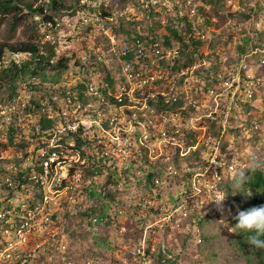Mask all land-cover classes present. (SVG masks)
Segmentation results:
<instances>
[{
	"label": "built area",
	"instance_id": "2783aa9c",
	"mask_svg": "<svg viewBox=\"0 0 264 264\" xmlns=\"http://www.w3.org/2000/svg\"><path fill=\"white\" fill-rule=\"evenodd\" d=\"M258 1L263 8L257 16L259 23H264V0ZM226 2L231 5V0ZM195 7L191 5L189 12L193 13ZM251 7L254 8L253 4ZM198 34L201 38L206 36L205 33ZM92 51L96 54V50ZM104 53L96 56L97 62L104 63L107 68V62L115 60L118 67V72L109 75L112 88H109L104 73H96L90 68L76 69L74 75L66 77L62 83L48 85L54 92H51L48 106L46 103L45 115L56 119V127L46 135H39L35 127V137L31 138L28 137L31 125L21 127L34 145L19 163L20 169L26 166L31 169L28 180L34 186L33 195L7 199L2 187L12 185L11 176L18 173L19 168L13 163H2L9 156L0 152V169L3 165L5 170L0 177V264H16L17 261L24 264L32 256L26 247L33 244L32 249L38 251L47 243L37 240L52 228V217L61 212V203L78 202L74 191L80 186L82 174L77 170L70 171L72 164L80 161L72 148L75 136L91 143L103 163L112 159L116 166L115 181L123 191V200L105 201L104 213L91 216L82 225L93 238L106 228L113 230L116 240L118 236L127 243L122 248V257L113 264L173 262L174 254L168 249L171 232L205 204L226 212L219 190L221 176L231 174L237 165H241L240 157L249 147L250 131H257L264 138V127L252 120L251 127L242 131V153L227 154L219 151L221 137L214 142L209 126L210 122H216L220 126L219 135L223 136L230 116L237 118L235 111L239 103L261 87L262 79L254 75L257 69L254 66L251 69L248 59L260 54L255 65L264 68V39L260 46L240 56L234 68L212 74L214 87L206 86L203 77L196 74L198 67L209 64L206 59L174 73L161 72L157 62L166 59L172 64L175 55L161 49L158 42L145 49L136 39L130 44L122 42L116 49H106ZM128 53L132 55L129 60L123 58ZM10 57L18 63L22 54L12 53ZM136 61L137 68L134 67ZM85 63L90 62L86 59ZM180 81L182 85H179ZM157 82L162 86L152 88ZM81 84L82 88L79 87ZM102 87L108 88V94L117 102L122 97L126 101L114 106L103 96ZM21 97L26 98V95L6 96L5 100H0V130H5L14 116L19 120L30 118V114L24 112L28 102ZM157 102L162 106L159 111L155 109ZM176 103H179L178 107L171 110ZM165 107L169 112H165ZM250 114L248 111L247 115ZM18 124L20 126V122ZM236 124L241 126L239 120ZM197 150V159L183 163V159ZM151 172L155 174L147 187L145 176ZM174 180H180V184L167 196ZM147 188L152 189L153 194L161 191L162 200L148 194ZM127 208L145 218L137 236H134L135 227L131 223H118L119 218L126 216ZM193 233L197 242L199 230L196 226ZM114 241L111 244L116 245ZM53 250L62 252L61 245L45 248V252ZM103 257L97 250L88 249L82 262L71 256L61 258L63 264H102Z\"/></svg>",
	"mask_w": 264,
	"mask_h": 264
},
{
	"label": "trees",
	"instance_id": "16d2710c",
	"mask_svg": "<svg viewBox=\"0 0 264 264\" xmlns=\"http://www.w3.org/2000/svg\"><path fill=\"white\" fill-rule=\"evenodd\" d=\"M171 1L173 10H168L161 4V0H0V27L4 26L0 31V92L7 90L9 97L18 95L23 90L36 94H30L28 107L24 110L25 113L30 114L33 121L28 137H35V127H37L39 135H46L52 131L53 127H56V119L48 118L45 111L46 103L48 106L50 102L51 92H54L48 85H57L59 79L62 83L64 80L61 78L62 74L70 69L90 68L96 73H104L105 80H108L112 73L111 69L107 71V68L98 64L96 60L101 49H95L96 54L91 52L89 55L88 52L93 49L85 47L84 43L81 49L87 52V57H77L75 53L67 54L65 51L61 55L58 54L61 42L56 37L50 38V35L55 34L56 24L64 17L73 18L81 14L87 18L94 15L99 19L97 22L103 28L109 29L115 35L123 36L124 41L129 44L138 39L145 49H150L153 43L158 42L161 49L171 51L175 55L172 64L168 63L169 60L166 59L157 62L160 66L158 69L163 73L167 71L174 73L179 68L200 64L206 59L209 64L198 67L196 74L203 77L206 86L211 87L215 86L211 79L212 74L234 68L242 54L260 46L264 39V29L258 30L257 33L255 31L256 35L251 38L244 28V23L262 10L263 5L258 0H240L242 5L243 2L247 4L252 2L254 8L245 5L243 9L236 11H230L226 0ZM193 1H198L201 5L196 6L195 11L190 13L189 9ZM129 6H133L134 12L131 16L129 14V20H125ZM183 7L186 10L182 9ZM205 7H208L212 12L211 17L207 14L209 11H205ZM137 14L142 15L145 23V28L141 29L142 31L136 29L139 24L135 20ZM218 16L229 17L234 21L219 29L218 32L214 30V33L209 37L201 38V34L195 33L201 29V27L195 28L193 25L198 17L201 19V26H212L217 29V23L212 21V18ZM93 28L94 25L90 22H84L74 35L85 36ZM18 29L25 33L26 40L11 42V38ZM99 34L101 36V31ZM102 39L105 42L103 47L105 49L108 39L106 36H102ZM66 40H70V38L66 37ZM230 47L235 49V54L225 56V51ZM204 49L207 50V54L203 53ZM9 53L22 54L23 57L18 63L10 60L4 64L3 57ZM85 57L90 62L88 65L85 63ZM123 58L129 60L132 55L128 53ZM249 59L251 64H256L258 60L253 57ZM141 62L144 63L145 60ZM134 67H138V61L134 63ZM254 75L262 79L261 87L254 90L244 102L239 103V108L235 111L237 118L230 116L225 134L219 135L220 126L216 122L209 123L214 142L221 137L220 152L242 153L244 150L243 129H249L252 120L264 124V69L256 70ZM108 82L109 88H112L111 81L108 80ZM153 85L152 88L162 86L160 82ZM179 85H182L181 81ZM81 86L82 84L79 85L80 88H82ZM144 89L147 91L148 88ZM100 90L114 106L121 105L126 101L125 97H122L121 101L117 102L108 94V88L102 87ZM178 104H173L170 107L171 110H175ZM161 107L160 102L155 104L157 111L161 110ZM167 110L166 108L165 112H169ZM248 111L251 112L250 115H247ZM15 119L14 116L13 122L7 125L5 130H0V137H4L3 140H0V152L10 148L11 152H22V155L25 156L27 147L33 142H30L18 124L23 119ZM237 120L241 122L240 127L236 124ZM250 134L248 139V143L251 145L249 154L244 159H242V155L240 157L241 165H243H237L231 174L225 173L219 180V190L223 194L229 216L224 217L223 209L209 204H205L200 210L193 212L180 228L171 232L174 233V236L169 239L168 249L175 258L168 264H264V250H257L249 245L247 242L248 233L232 228L236 223L234 217L239 210L264 205V138L257 131H250ZM72 148L78 153L80 161L73 163L70 171H79L82 174V180L80 186L74 191L77 194L78 202L71 205H68V202H62L61 213L66 223L76 224L70 237L78 238L80 242H84L83 239L86 235L81 229L82 224L91 216L104 213L105 201L106 203L121 202L123 191L117 187L115 181L114 160L109 159V162L103 163L93 150L91 143L85 142L78 136L74 137ZM198 153L199 150L192 152L183 159V163L197 159ZM21 158L11 157L2 162L4 164L13 163L19 168L18 173L11 176L12 185L2 187L4 193L7 194V199L17 197L19 193L23 197L34 194V186L28 180L31 169L27 166L20 169L19 159ZM3 167L1 165L0 177L5 173ZM240 171L246 172L249 177V182L243 188L235 183ZM154 174L151 172L145 176V186L148 187V184L152 182ZM179 184L180 180L172 181L169 185L171 188L167 190V196L173 194ZM245 189L252 192L251 197H246L241 192ZM147 190L148 194H153L152 189L147 188ZM160 192H154L155 199L162 198ZM25 200L27 199L25 198ZM56 216L55 214L52 219H55ZM127 217L135 227L134 236H137L145 218L137 215L130 208H127ZM194 226L199 230L197 242L194 239ZM16 264H20V261H17Z\"/></svg>",
	"mask_w": 264,
	"mask_h": 264
},
{
	"label": "rangeland",
	"instance_id": "374dc122",
	"mask_svg": "<svg viewBox=\"0 0 264 264\" xmlns=\"http://www.w3.org/2000/svg\"><path fill=\"white\" fill-rule=\"evenodd\" d=\"M245 1V0H244ZM161 4H163L168 10H173V5H172V1L171 0H161ZM253 3H244L243 5L240 3V0H231V5H229V9L230 11H236V10H241L243 9V7H245V5H247L249 8H252L251 5ZM191 5H201L200 2L198 1H193L191 3ZM226 5L227 2H226ZM130 8H127V14H126V18L125 20H129L130 16L132 15L133 11V6H129ZM185 9L186 8H182ZM205 11H209L207 14L210 16L212 14V12L209 10L208 7H205ZM123 13V12H122ZM130 14V16H129ZM258 15V13H257ZM253 16L251 17L248 22L244 23V28L245 31H247L248 35H250V37L252 38V36H255L256 33L258 32V30H263L264 29V23H262L260 21L259 23V17L258 16ZM199 16V15H198ZM211 17V16H210ZM213 17L212 21H215L217 23L218 28L214 29V27H203L202 22L200 17H198L193 25L195 26V28L197 27H201V29L198 30L197 33H204L206 32V37L211 36L214 33V30H216V32L219 31V29L224 28V26H227L230 24H232V22L234 20H232L229 17ZM257 17V18H256ZM136 21H138V25L136 27V29L139 31H142L141 29L145 28V23L143 22V17L142 15L137 14ZM99 19L97 17H95L94 15H90L89 17H84L81 14H78L77 17H73V18H69V17H64V19H61L58 21V23L56 24L55 27V34L50 35V38L56 37L58 38V40H60L61 42V47L59 48L58 54L61 55L63 53V51H65L67 54L70 53H75V55H77V57H84L86 56L87 52L83 49H81V47L84 46L90 49H101V52H105L106 49H116L118 47V45H120V43L125 42L123 39V36L119 35V34H114L113 32H111L109 29H105L103 28L100 24H98ZM84 22H90L92 25H94V28L92 29V31L85 35L82 36L81 34H77L76 36L74 34H76V31H78V28L80 26H82V24ZM125 27H127V25H125ZM4 28V26L0 27V31ZM197 30V29H196ZM101 31V36L99 34V32ZM256 31V33H255ZM102 36H106L108 39V45L106 46L105 49H103L104 47V40L102 39ZM66 37H69L70 40H66ZM96 37V38H95ZM26 35L25 33H23L20 29H18L14 36L11 38V42H18V41H25L26 40ZM95 38V40H93ZM98 46V47H97ZM63 48V49H61ZM89 49V50H90ZM229 50V51H227ZM225 51V56L228 54L234 55L235 54V49H232L231 47L229 49H227ZM93 52L92 50L89 53ZM249 52V51H248ZM247 52V53H248ZM204 54H207V50L204 49ZM245 53V54H247ZM242 54V55H245ZM105 56V53L103 54ZM241 55V56H242ZM261 55L257 54V55H253L252 57L254 59L259 58ZM87 57V56H86ZM224 57V55H223ZM251 58V57H250ZM22 59V58H21ZM11 60L10 55L6 54L3 57V63L6 64ZM250 60V59H249ZM5 61V62H4ZM115 61V60H114ZM107 62V69H111L112 72H117V64L116 61L115 62ZM98 64L102 65L105 67L104 63L99 62ZM257 69H262L259 67H256L257 65L255 64H251V69L253 70L254 68ZM112 67V68H111ZM160 67V66H159ZM264 69V68H263ZM76 69H70L68 72H66L65 74H62L61 78L65 80V78H69L71 76L74 75V71ZM260 71V70H259ZM116 74V73H115ZM61 80L59 79L57 81L58 84H60ZM34 82V81H32ZM30 94L31 95H36L33 92H29L26 90L21 91L18 95L24 96L25 97H21L26 103L28 102V99L30 101ZM6 96L8 97L9 94L7 92V90L0 92V100H5ZM28 120H22V122H20V127L24 126V124L28 125V127H30V125L33 124V121L31 118H27ZM26 121V122H24ZM25 125V126H26ZM24 126V127H25ZM262 127H264V124H261ZM4 137H0V140H3ZM248 149L245 150L242 154V157L244 155V158L249 154V149L251 148L250 143H248ZM34 147V145H29L26 149L27 152L31 151V148ZM4 155H8L9 158L11 157H22L21 159H19V161H22L23 159V155L22 152H17V153H13L11 152L10 148H7L5 151L2 152ZM22 196V195H19ZM19 198V197H18ZM227 209L226 212L224 213V217H228L229 214L227 213ZM56 218L52 219L51 224H52V228L50 230L47 231V233H45L44 235H40L39 239L37 240L38 242L40 241H47L46 244H44V246H41V249L44 248V250L41 251H34L32 249V245L30 244L28 247H26V251H29V253L32 255L24 264H63V260H62V256H71L74 257L76 259H79L78 262H82L85 259V256L87 255V251L88 249H93V250H97L98 252H100L104 257V262L102 264H113L116 263V261H119V259L122 257L123 253H122V248L125 244V241L122 239H120L117 236V240L116 237L114 236V232L112 229H102L100 232V235L95 236V238L91 237L84 229L83 226H81V229H83V231L85 232V239H83L84 242H80V239H76L74 237H70L71 232L74 231L76 224L71 225L70 223H66L65 219L62 215V213H57L56 214ZM85 223V222H84ZM83 223V224H84ZM118 223H122V224H128L131 223L130 219L127 217V214L125 217H121L118 220ZM82 224V225H83ZM68 228V229H67ZM67 229V231H66ZM130 231V229L128 230ZM174 236V233H171L170 239ZM112 237V238H111ZM92 238H93V242H92ZM111 239L114 240V243L116 245L111 244L112 242L109 241ZM100 241L99 244H96L95 241ZM1 241V239H0ZM32 243V242H31ZM91 243H93V245H91ZM61 245V250L62 252H58L53 250V252H45V248L46 247H50V245ZM53 249V248H52ZM117 264H119L117 262ZM122 264V263H121Z\"/></svg>",
	"mask_w": 264,
	"mask_h": 264
},
{
	"label": "clouds",
	"instance_id": "9594fccd",
	"mask_svg": "<svg viewBox=\"0 0 264 264\" xmlns=\"http://www.w3.org/2000/svg\"><path fill=\"white\" fill-rule=\"evenodd\" d=\"M248 182L249 177L247 173L240 171L236 177L235 183L243 188ZM241 192H243L246 197L252 196V192L246 189ZM222 200H220L217 204H220ZM234 219L236 223L232 226V228L248 233L247 242L249 245H251L254 249L264 250V205L239 210Z\"/></svg>",
	"mask_w": 264,
	"mask_h": 264
}]
</instances>
